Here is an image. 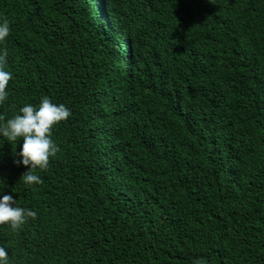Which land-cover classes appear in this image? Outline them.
<instances>
[{"label": "trees", "instance_id": "obj_1", "mask_svg": "<svg viewBox=\"0 0 264 264\" xmlns=\"http://www.w3.org/2000/svg\"><path fill=\"white\" fill-rule=\"evenodd\" d=\"M0 126L71 115L41 182L0 135L9 264H264V0H0Z\"/></svg>", "mask_w": 264, "mask_h": 264}, {"label": "clouds", "instance_id": "obj_2", "mask_svg": "<svg viewBox=\"0 0 264 264\" xmlns=\"http://www.w3.org/2000/svg\"><path fill=\"white\" fill-rule=\"evenodd\" d=\"M10 32L9 22L0 20V41H3ZM7 51L0 50V103L9 95L7 87L12 73L6 71L4 65ZM71 115V110L63 103H54L50 98L43 97L38 106L26 103L19 109V114L8 119L0 126V135L7 141L23 143L16 153L14 161L18 166H26L27 170L22 175L26 185L41 182V177L36 174V169H46L50 157L58 151V145L52 139L51 132L55 124L66 120ZM3 189L0 187V192ZM11 193L0 195V224H8L15 231L18 230L28 217H35L36 212L25 209L16 203ZM8 248L0 244V264H9Z\"/></svg>", "mask_w": 264, "mask_h": 264}]
</instances>
